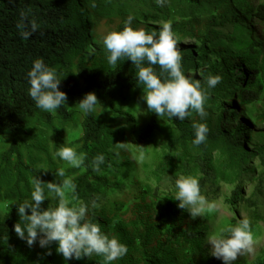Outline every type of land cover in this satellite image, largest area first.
Instances as JSON below:
<instances>
[{
    "label": "trees",
    "instance_id": "trees-1",
    "mask_svg": "<svg viewBox=\"0 0 264 264\" xmlns=\"http://www.w3.org/2000/svg\"><path fill=\"white\" fill-rule=\"evenodd\" d=\"M21 13L38 25L28 39L17 27ZM129 16L134 29L169 22L177 41L196 45L180 49L181 68L206 90V117L193 111L180 121L149 111L147 123L138 124L145 89L132 61L113 66L108 55L85 58L91 39L122 31ZM255 20L264 24V0L256 7L251 0H165L163 6L157 0H0V203L10 207L0 212V264H104L96 255L65 260L57 242L42 248L39 237L29 247L14 231L23 223L18 204L31 202L33 179L59 183L60 168L77 185L74 203L86 204L88 219L127 246V254L110 264H224L205 254V230L174 199L181 175L197 178L209 203L222 200L228 187L233 222L247 218L252 231L264 227V132L262 145L252 149L247 120L239 118L235 132L226 130L264 91V39L254 33ZM36 59L56 69L67 95L66 104L52 112L38 108L29 95L28 72ZM152 67L167 79L159 65ZM216 75L220 83L208 88L207 78ZM90 92L99 103L84 113L78 104ZM121 121L130 142L123 140L126 150L117 156ZM194 122L209 129L198 146ZM164 123L174 134L159 160L142 167L134 156L154 148ZM76 130L78 138L68 142ZM65 146L86 154L83 166L74 168L56 155ZM100 154L105 163L97 172L92 161ZM45 194L41 209L55 207L57 198ZM253 264H264V254Z\"/></svg>",
    "mask_w": 264,
    "mask_h": 264
},
{
    "label": "clouds",
    "instance_id": "clouds-1",
    "mask_svg": "<svg viewBox=\"0 0 264 264\" xmlns=\"http://www.w3.org/2000/svg\"><path fill=\"white\" fill-rule=\"evenodd\" d=\"M163 6L165 0H157ZM133 17L125 21L122 31H111L103 40L107 50L109 65H117L118 61L130 59L136 66L138 81L144 85L143 100L147 109L158 117L167 116L183 121L194 111L201 118L207 116L205 101L207 92L202 87L199 79L187 77L181 68V52L177 47V38L169 22H164L159 31H146L143 28L134 29L131 24ZM21 36L28 39L38 28L35 20L28 21L27 16L21 13L17 24ZM152 65H159L161 75L167 73V79L155 73ZM30 89L29 95L36 106L42 110L52 112L66 104L67 95L59 89L61 79L57 76L56 69L44 64L41 59L33 62V67L28 72ZM219 75L207 78V87L214 88L221 81ZM99 103L95 93L90 92L79 101L78 107L84 113H91ZM194 145H200L206 140L209 129L205 123L194 122ZM127 143L114 144V151L119 156V150H126ZM63 161L74 168L84 165L86 154L77 153L72 147H61L57 153ZM139 158L143 160L144 153ZM105 163L103 154L97 155L92 161V168L99 172L100 166ZM110 166V165H109ZM56 176L62 178L59 183L44 182L35 177L32 181L31 202L25 201L18 204L17 211L20 221L14 225L16 235L25 240L32 247L39 237V245L48 247L52 242H57L56 251L70 260H80L93 255L103 258L104 264L118 260L125 256L128 248L116 237H109L102 231L98 222L88 219V206L78 201L77 185L73 179L66 177L65 170L60 168ZM177 192L175 200L179 201L178 207L186 209L195 219L214 210L215 205L208 204L200 193L199 181L193 176L181 175L175 181ZM48 195L58 200L55 207L49 206L46 210L41 205ZM93 206L94 202H93ZM30 209V214L26 210ZM227 233V235H225ZM207 243L211 245V255L222 259L224 264H233L239 256L254 251V236L250 220L245 218L236 226L222 229L208 237ZM51 255L49 251L47 253Z\"/></svg>",
    "mask_w": 264,
    "mask_h": 264
},
{
    "label": "rangeland",
    "instance_id": "rangeland-1",
    "mask_svg": "<svg viewBox=\"0 0 264 264\" xmlns=\"http://www.w3.org/2000/svg\"><path fill=\"white\" fill-rule=\"evenodd\" d=\"M253 4L258 6L260 2H263V0H251ZM162 26L159 25H147L144 29L148 32H151L153 30L159 31V29ZM254 33L257 38L264 39V24H262L259 21H254L253 24ZM177 47L180 49L183 48H195L196 45L193 42L190 41H177ZM98 55H108L107 50L104 46L103 41H97L94 39H91L89 41V44L87 46V50L85 52V58L89 59L93 56ZM130 60V59H129ZM99 108L96 107V110ZM149 116V110L147 109L146 101L144 100L143 103L138 107L137 113H136V120L138 124L144 125L147 123ZM82 118V115H81ZM229 118V117H227ZM239 118L245 119L249 122V124L252 126V134L250 137V148H257L262 145V134L264 132V121H258L259 118H264V91L261 95V99L256 104L252 105L251 107L241 110L239 113V116L235 119H232L228 122L226 126V130L229 132H235L237 130L238 120ZM124 127V128H123ZM124 123L121 121L118 126L119 134H121L120 140L123 142L124 139H126L128 142H130V138L128 136L127 131L123 132V130H126ZM80 133V130H76L73 132L68 139V142H71L73 140H76L78 138V135ZM174 134V128L171 127L169 124L164 123L163 125V131L162 134L158 137L156 140L155 146L151 151L144 153V158L141 160L139 158L140 154L135 155V159L139 160V164L144 167L147 166H153L155 162L159 160L160 153L162 150V146L167 144V141L170 137H172ZM119 140V141H120ZM129 146V145H128ZM229 188L227 187L225 189V196L220 200L219 202H212L208 204L215 205L214 210L211 212L206 211L204 215L200 217H196L195 219H192L193 222L197 223L201 228H203L207 234L206 239L203 242V250L205 254L209 257L212 255L211 253V245L207 243L208 237L214 233H220L222 229H225L229 226H236L238 222H233V219L235 218L232 212L230 211V207L226 204L225 200L229 196ZM9 205L0 203V212L6 213L9 210ZM253 232L254 236V251L249 254H244L238 257L236 261L233 262V264H253L255 259L261 255L264 254V227L258 226ZM227 235V233H225Z\"/></svg>",
    "mask_w": 264,
    "mask_h": 264
}]
</instances>
